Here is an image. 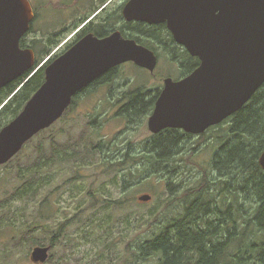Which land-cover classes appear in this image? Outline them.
Returning <instances> with one entry per match:
<instances>
[{"label":"rangeland","instance_id":"obj_1","mask_svg":"<svg viewBox=\"0 0 264 264\" xmlns=\"http://www.w3.org/2000/svg\"><path fill=\"white\" fill-rule=\"evenodd\" d=\"M62 1L40 0V3L45 9L54 6L64 10ZM48 19L49 22L43 25L44 31L57 29L58 26L50 23L49 15ZM62 20L63 13L58 15L57 24L60 25ZM119 25L125 27L123 19ZM123 30L126 35L130 32L141 41L147 40L148 32H152L153 43L161 46L158 34L162 32L139 25L129 31ZM26 34L31 47L33 33L30 27L23 36ZM31 51L36 55L33 49ZM49 54L40 58V64L50 58ZM166 59L160 56L153 74L128 64L120 68L119 75L124 78L122 82L129 81L136 90L154 88L159 83L156 82L159 76L174 73L172 61L168 63ZM93 91L99 92L98 89ZM94 102L78 100L81 105L70 111L65 120L56 121L49 127L51 131L36 136L10 163L0 165V264H153L156 259H141L143 246L159 233L160 222L182 215L187 199H208L211 195L217 203L230 200L228 191L225 190L226 195L222 197L216 191L230 171L224 172L223 176L211 163L215 153L224 147L227 131L224 134L221 129L207 134V138L218 139L220 136L215 146L189 143L176 155L172 151V161L162 160L166 169L171 163L176 165L170 192L164 187L166 177L150 176V160L135 158L133 153L124 156L127 152L124 141L141 150L143 141L149 138L150 130L144 115L129 107L131 110H125L129 124L123 123L111 119L114 115L108 110L110 101H104L102 109L95 106L93 110ZM93 128L95 131L91 133ZM84 132L90 135V144L72 148L76 138ZM48 133L58 137V144L54 146L64 153L49 161L42 172L38 168L28 173V167L37 160L34 147L39 143L42 146ZM96 146L104 148L101 150ZM115 150L121 151L118 162H110L101 155ZM161 157L169 158L168 154H161ZM22 187L28 188L30 193L19 198ZM243 196L241 192L238 200L242 201ZM119 203L122 204L117 205ZM204 219L200 217L198 224L202 225ZM50 238L52 246L30 247L28 243L29 240L48 241ZM35 247H50L44 262H32L31 253Z\"/></svg>","mask_w":264,"mask_h":264},{"label":"water","instance_id":"obj_2","mask_svg":"<svg viewBox=\"0 0 264 264\" xmlns=\"http://www.w3.org/2000/svg\"><path fill=\"white\" fill-rule=\"evenodd\" d=\"M122 15L127 22L166 23L174 41L200 61L184 80L165 81L148 120L151 132L174 127L199 134L239 111L264 83V0H130ZM32 18L28 0H0V89L34 67L32 51L19 47ZM127 62L152 71L156 58L116 32L88 36L47 65L43 84L0 130V165L55 123L75 93ZM258 165L264 171V150ZM48 248L35 247L32 262H44Z\"/></svg>","mask_w":264,"mask_h":264},{"label":"trees","instance_id":"obj_3","mask_svg":"<svg viewBox=\"0 0 264 264\" xmlns=\"http://www.w3.org/2000/svg\"><path fill=\"white\" fill-rule=\"evenodd\" d=\"M122 33L124 37L139 40L138 37ZM24 40L25 38L20 40L19 46L29 47L23 46ZM29 48L34 49L32 46ZM46 55L42 53L34 68L40 63V58L43 59ZM32 70L0 89V106L6 102L0 113L5 114L7 121L22 110L44 82V68L40 67L28 78ZM68 113H64L62 120H65ZM230 125V143L221 147L211 162L223 176L224 172L230 171L225 176V181L216 187L220 197L226 195L225 190L228 191L231 194L230 200L217 203L211 195H208V199H187L181 216L159 223V233L148 240L143 246L144 251L140 252L142 260L156 259L153 264H264V171L258 165L259 156L264 150V83L230 117ZM50 129L41 131L28 143L36 136L51 131ZM89 137L85 132L82 133L76 138L72 148L90 144ZM46 138L47 140L42 141V146L39 143L34 147L37 160L33 166L28 167V173L35 172L38 168L42 172L49 161L64 153L61 148L54 146L58 144L55 134L48 133ZM84 139L87 140L86 144ZM176 149L171 144L159 142L150 150L151 174L163 173V177H166L164 187L170 192L174 185L172 177L176 172V165L171 163L166 169L162 162L165 158L161 154H168V157L172 155L167 159L170 162L174 157L172 151ZM241 192L244 193L242 201L238 200ZM29 193L28 188L22 187L18 196L21 198ZM200 217L205 218L202 225L197 221ZM28 243L30 247L52 246L53 240H29Z\"/></svg>","mask_w":264,"mask_h":264},{"label":"flooded vegetation","instance_id":"obj_4","mask_svg":"<svg viewBox=\"0 0 264 264\" xmlns=\"http://www.w3.org/2000/svg\"><path fill=\"white\" fill-rule=\"evenodd\" d=\"M129 1L130 0H63L62 2L64 5V10L54 6L47 7V9H45L44 4H41L40 0H35L34 2L29 1L31 3L33 14L30 29H32L33 33V52H36V55L34 54V62L39 60L38 58L42 56V53L48 54L50 52V59L46 63L47 65H49L88 36H92L97 39H104L117 32L121 34L123 38L131 39L122 35V31L125 32L123 29L125 28L129 31L133 29L135 25H139L145 26L149 30L162 32V34H158V37L160 39L159 44L161 46L153 43L152 32H148L149 35L146 36L147 40L141 41L139 37L138 41H136L134 38L132 39L136 42L145 44L141 45L138 43L139 45L150 50L156 58V64L152 71L144 68L141 69H143L144 72L153 74L158 66L159 58L161 55L164 56L165 59L169 57V59L166 60L168 61V63L171 60L173 64L172 67L174 73L171 75L159 76L156 80V82L158 81L159 83L155 84L156 82H154L156 87L150 88L148 90H136L135 86L132 85L129 81L128 83H126L125 81L122 82L124 78L119 75L120 68L122 69L128 64L136 66L134 63L127 62L113 67L99 76L93 82L85 86L79 92L75 93L71 99L69 107L65 110V112H70L74 108L79 107L81 103H79L78 105V100L80 102L82 100H94L95 102L91 107V109L93 110L94 108H96L95 106H98V108L102 109L103 102L110 101V103L108 104V110H110V115H114L111 117L112 120H120L123 123L126 122L127 124H129V117L126 116L125 110L131 107L132 110H135V112H140L139 114L144 115L145 124L148 127V120L155 109L156 103L158 102L163 89L165 88V81L171 80V82L174 83L182 81L195 70H197V68H199V59L197 57L191 56L183 46L177 44L174 41L173 36L167 29L165 23L149 25L144 22L125 21L122 12ZM61 13L64 14V20H62L59 25L57 24L56 19ZM48 15L52 19L50 23L58 26V28H53L50 32H45L43 29V25L49 22ZM122 19L124 21L125 27L123 26L122 28H120L119 23ZM129 35L135 36L133 34H130V32ZM26 36L27 34L23 36V38H25L23 46H29L30 41L27 40ZM25 49L30 48L24 47L23 50ZM97 89L99 90V92L93 91ZM4 104H6V102L1 105V108ZM63 115L58 120H62ZM230 117L224 119L216 125L207 127L203 132L199 134H193L185 131L182 128L174 127H165L157 132L150 131L149 138L143 141V150L131 147L127 142L124 141L123 145H125L127 151L124 156H128L129 153H133V156L135 158H144L149 160L151 158V153L150 150L146 151V148L154 147V145H157L159 142L171 144L172 146L177 147V149L174 150L175 155L178 154L179 149L185 148L189 143L196 142L197 145L202 144L203 146H215L220 136H217L218 139H215L213 137L207 138V134L209 132L220 131L221 129L224 130V134L226 133V131L228 132V136L224 139V142L222 144L225 147L231 141L229 133L231 128ZM12 119H10L9 121H11ZM9 121H7L5 114L0 113V130ZM90 130L92 133L93 131H95V128ZM115 142L117 143V148H119L118 141ZM96 147L101 150L104 148V146ZM105 148L106 150H108L109 146L107 145L105 146ZM120 154V150H115L111 151V153L108 152L107 154L101 155L104 159L110 162L113 160H116L118 162L120 160V157L118 155ZM163 160L167 161V159ZM151 175L152 174H150V176ZM160 175L163 176L164 174L160 173Z\"/></svg>","mask_w":264,"mask_h":264}]
</instances>
